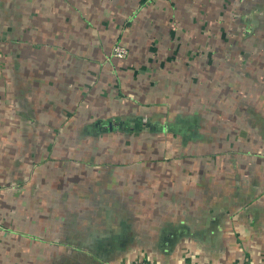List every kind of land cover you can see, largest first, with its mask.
Returning a JSON list of instances; mask_svg holds the SVG:
<instances>
[{"label": "crops", "instance_id": "0c3cea01", "mask_svg": "<svg viewBox=\"0 0 264 264\" xmlns=\"http://www.w3.org/2000/svg\"><path fill=\"white\" fill-rule=\"evenodd\" d=\"M34 2L33 6L26 0L25 6L31 4L40 11V17L51 19L50 28L38 23L35 29L47 34L45 40L41 37L37 42H45L46 49L49 45V52L36 56L35 62H27L23 56L13 62L10 53V62L3 63L1 73L5 79L0 80L4 87L0 91V264H59V257L76 255L74 248L56 244L62 240L57 232L59 174L44 169L41 162L31 168L35 159H30L26 144L30 141L37 148L43 143L42 130L46 129L45 143L52 152L59 143L58 133L53 132L58 128L83 129L91 124L96 135H101L103 127L116 131L143 122L137 116L124 118V112L133 108L153 113L157 107V111L165 112L153 96L170 90L166 82L171 79L168 72L174 60L162 55L160 69L165 72L155 79L149 72V58L141 52L155 45L162 47L164 41H156L155 35L172 30L173 23L182 24L183 13L194 16L195 9L193 0ZM118 42L129 48L131 56L127 60L114 56L112 48ZM170 43L167 45L171 47ZM172 55L181 56L177 52ZM185 58H181L183 62ZM124 61L132 66L128 69L131 73L127 69L124 72ZM144 63L146 70L140 68ZM136 69L139 72H134ZM159 80L165 85L157 88L155 82ZM153 117L148 116L147 122ZM75 120L81 124H71ZM12 129H26L30 137L24 135L28 131L13 133ZM243 139L245 148L237 149L240 152L187 156L205 158L194 174L182 168L156 171L154 168L168 164H156V159L144 154L134 159L136 163L129 173L117 175L127 190L126 201L141 195L143 198L141 206L136 205L142 220L136 223V236H132L138 242L134 250L143 256L138 260L144 264H264V153L252 147L251 136ZM86 143L98 144L90 138ZM85 155L72 159L86 165L91 159L89 152ZM72 159L67 164L73 163ZM51 162L53 165L52 156L48 164ZM99 167L105 169L98 170L92 183L87 179L88 184L80 186L83 203H91L102 185L112 181L113 171L106 169L122 173L123 168L121 164L116 168H107V164ZM133 177L135 184L129 185ZM73 188L67 187L69 200H73ZM134 188H138L136 195L131 193ZM90 218L81 222L99 223ZM141 224L150 227V234L141 235ZM150 240L155 243L148 246ZM132 247L125 246L123 257L136 255ZM79 255L101 256L90 248L79 251ZM148 256L151 261L144 258ZM120 264H132V260Z\"/></svg>", "mask_w": 264, "mask_h": 264}, {"label": "rangeland", "instance_id": "374dc122", "mask_svg": "<svg viewBox=\"0 0 264 264\" xmlns=\"http://www.w3.org/2000/svg\"><path fill=\"white\" fill-rule=\"evenodd\" d=\"M27 1L34 6V0ZM25 2L0 0V44L3 43L0 46V74L4 71L3 63L10 62L7 59L10 53L13 62H19L22 56L26 57L27 62H35L36 56L49 52V45L46 49L45 42H37L41 37L45 40L47 34L38 33L35 29L38 23L44 27L48 24L50 28V16L47 15L46 21L45 15L40 17V11L30 7L31 4L25 6ZM192 3L195 4L194 16L184 12L182 24L173 23L172 30L155 35L156 41H164L162 47L155 45L141 52L144 58H149V72H153L155 79L160 77L159 73L165 72L160 69L162 55L174 60L168 72L171 79L166 82V85H171L170 90L166 93L155 92L153 96L159 109L165 112L157 111V107L153 113L140 107L136 108L138 111L133 108L130 112H124V118L137 116L138 120L143 118V122L140 120L137 127L134 125L116 131L115 128L103 127L101 135H96L91 124L83 129L74 126L58 128L53 132H57L60 139L52 152L45 143L46 129L42 130L41 145L35 148L30 141L26 144L27 154L30 159H35L31 168L41 162L44 169L59 174L57 232L62 240L56 244L76 250L73 258L59 257V264H120L127 260H132V264H144L137 259L143 256L137 255L134 250L138 242L132 240V236H136V223L142 220L136 205L141 206L143 198L139 194V198L126 201L127 190L117 179V175L130 172L136 163L135 158L145 154L149 159H156V164H168L154 168L156 171L167 168L177 171L182 168L190 169L194 174L202 168L205 158L189 159L187 156L240 152L242 150L237 149L245 148L242 141L248 136L254 143L252 147L264 153V0H193ZM169 43L173 45L170 47ZM116 45L126 49V55L118 59L127 60L131 56L129 48L119 42L113 46ZM36 48L39 50L36 51ZM4 51L6 54H3ZM176 52L181 56L172 55ZM183 57H187L186 62L181 59ZM126 63L123 65L124 72L127 69L131 73L128 69L132 66L129 67L128 61ZM146 66L144 63L140 68L146 70ZM134 72H139V69ZM165 75L168 77L167 73ZM3 79L5 76L1 74L0 80ZM162 83L164 86L165 82L159 80L155 86L159 88L158 85ZM3 88V81H0V91ZM129 97L135 99L132 94ZM148 116L153 117L150 123L146 120ZM71 124L80 125L81 122L75 120ZM11 131L26 133L28 130ZM29 133L24 135L30 137ZM70 137L74 138L73 142L69 141L72 139ZM82 138H85V142ZM89 138L98 144L86 143ZM36 151L38 153L35 155ZM86 152L90 153L88 164H80L72 159L86 157ZM50 156L53 157V165L52 162L48 164ZM71 159L73 163L67 164ZM100 159L106 160L102 162ZM103 164H107V168H116L115 165L121 164L122 173H113L117 169H106L109 173L113 171L112 181L102 185V191L95 193L91 203L90 200L83 203L79 198L84 195L80 186L87 185V179L92 183L98 170L105 169L99 167ZM134 180L135 177L129 185L135 184ZM68 186L74 187L73 200L66 198ZM88 187L92 188L91 185ZM137 189L134 188L131 193L136 195ZM87 216L99 223H82ZM141 225V235L150 234V227ZM154 243L150 240L147 245ZM125 246H133L132 254L136 255L123 257L127 252ZM86 248L96 250L101 256L79 255V251ZM144 258L152 259L149 256Z\"/></svg>", "mask_w": 264, "mask_h": 264}, {"label": "built area", "instance_id": "2783aa9c", "mask_svg": "<svg viewBox=\"0 0 264 264\" xmlns=\"http://www.w3.org/2000/svg\"><path fill=\"white\" fill-rule=\"evenodd\" d=\"M113 54L116 57L122 58L123 56L126 55V49L123 46H121V45H116L113 48Z\"/></svg>", "mask_w": 264, "mask_h": 264}]
</instances>
